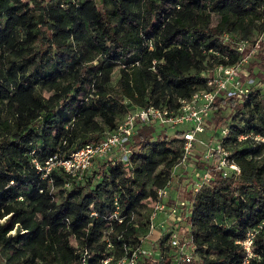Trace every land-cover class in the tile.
Returning a JSON list of instances; mask_svg holds the SVG:
<instances>
[{"label":"trees","instance_id":"16d2710c","mask_svg":"<svg viewBox=\"0 0 264 264\" xmlns=\"http://www.w3.org/2000/svg\"><path fill=\"white\" fill-rule=\"evenodd\" d=\"M263 31L264 0H0V218L11 214L0 222V264H79L86 251L97 264L122 256L126 241L139 244L150 232L151 200L184 155L188 127L170 134L176 126L138 123L126 142L129 161L109 154L82 178L47 161L102 141L136 107L177 111L208 87L218 64L249 54L238 51L240 41ZM248 66L250 92L217 98L210 117L231 128L222 141L241 174L212 171L199 191L187 184L180 196L193 203L181 231L194 238L192 264H242L238 241L259 224L249 264H264V142L238 138L264 136V45ZM187 168L193 182L208 164L201 153ZM113 210L124 222L110 227ZM161 237L153 248L172 264L170 236Z\"/></svg>","mask_w":264,"mask_h":264},{"label":"built area","instance_id":"2783aa9c","mask_svg":"<svg viewBox=\"0 0 264 264\" xmlns=\"http://www.w3.org/2000/svg\"><path fill=\"white\" fill-rule=\"evenodd\" d=\"M225 38H229V33L224 34ZM264 45V31L252 39L242 40L237 44L239 52L244 54L249 50L248 55H242L239 62L232 65L218 64L213 74L208 76L207 88L196 91L190 98L182 99L180 108L175 111L169 108L136 107L133 111L126 115L125 119L119 124L116 130L110 132L102 141L97 143H89L76 151H72L68 156L60 158L58 161L50 160L48 163L57 162L60 166L71 173L73 176L80 177L84 173H88L96 166L98 158H102L109 154H115L118 160L127 162L130 160L131 152L126 147V142L131 136L136 133L138 123L155 122L170 126L187 125L188 129L184 132V155L181 160L173 167L171 177L164 187L157 189L156 199L151 200V215H150V232H153L158 226L156 219L159 213H164L166 217L173 219V226L179 228L170 235L169 243L173 247V262L172 264H192L194 256L192 245L194 242L193 236L184 237L181 233L183 222L192 213V200L186 199L182 204L179 201L167 203L165 197L169 194V187L173 184V176L179 166L186 165L195 148V141L198 140V135L205 133L210 127L217 130V127L210 126V117L213 103L217 98L227 94L246 95L250 92V86L254 80L250 78V72L246 71L245 66L249 62V57L254 55ZM231 128L222 126L223 137L229 135ZM239 140L250 139L255 143L264 142V136L254 131L242 133ZM203 141V140H201ZM231 149L226 146L222 138L214 142L213 137L207 143L206 148L202 152V158L208 164V168L196 173L197 180L194 181L193 190L199 191L211 179L212 171H221L224 176H228L232 172L235 175L241 174L240 165L230 159ZM39 166V164H38ZM194 178V177H193ZM117 203V202H116ZM121 210H113L107 217L112 227L113 220H118L119 223L124 222V217H121ZM11 214L0 218V222H4ZM18 224L11 231L15 233ZM163 227L164 225L161 224ZM261 224L250 228L246 237L238 242L246 251V256L242 264H249L250 259L256 255L254 250L255 239L259 233ZM182 228V229H181ZM24 231V230H23ZM119 239L124 238L123 234L118 235ZM104 239L110 250L114 247V242L109 235L105 234ZM143 239L136 246H132L128 241L123 243L124 253L120 257H115L114 254L104 256L97 264H142L143 257H153L151 264H166V255L161 249L145 248ZM90 255L86 251L80 259L79 264H91L89 262Z\"/></svg>","mask_w":264,"mask_h":264},{"label":"rangeland","instance_id":"374dc122","mask_svg":"<svg viewBox=\"0 0 264 264\" xmlns=\"http://www.w3.org/2000/svg\"><path fill=\"white\" fill-rule=\"evenodd\" d=\"M216 18H217L216 14H211L209 16V23L214 24L216 22ZM97 65H98V62L94 61V62L89 63L88 66H90V68L93 70L94 68H96ZM245 69H246V71L250 72L248 64H246ZM119 76H120L119 67H116L114 72H113V75H112V84L113 85L117 84V80H118ZM42 93L44 96H49L52 92L48 91V90H43ZM125 117L123 118V120L125 119ZM210 126H213V128L216 127L215 124H213V123H211ZM164 127L166 128L168 126H164ZM186 127H187V125L168 127V131L170 134H173V132L176 131L177 129H184ZM212 137H213L214 142H216L218 140V138H220V139L223 138L222 125H220L216 131L214 129L208 127L205 133L198 135V140L195 141V148H194L193 153H192V155L189 158V161L187 163H192V164L195 163V158L203 152V150L207 146V143L210 141V138H212ZM201 140H203V141H201ZM47 166H48V169H50L52 167L54 168L55 166H60V165L57 162H51V163H48ZM96 167H98V163H97ZM161 169H162V166H159L158 172H160ZM200 171H202V170H200ZM87 174H89V173L82 174L80 176V178L85 177ZM190 175H191V173H189V170L187 169L186 165L179 166V168L177 169V171L175 173V176H173V184L169 187V194L165 197V201L167 203H169L171 200H174V201L180 200V202L178 204L183 205L184 204L183 201H185L186 199L189 200V198H184V197H180V196L182 195V192H183V190L187 184H188V189L192 190V187L194 185V181H196L198 179L196 174H195L193 176L194 177L193 182H190V178H188ZM44 176H46V174H44ZM51 190L56 192L58 197H60L62 195V192H63L61 187H56L54 185L51 186ZM143 210H151V208H149V209L146 208ZM139 218L143 220L142 216H140V217L137 216V219H139ZM156 223L158 224V226L155 228V230L153 232L143 233L141 235V237H144L143 238V240H144L143 244H144L145 248H148V249L153 248V242H155L159 237H161V236L165 237L168 234L170 236L174 233V231H178V229H179V228L174 227V226L169 228L173 223V219L171 217H166V215L164 213H159V215L156 219ZM183 223H185V225H188V223L185 221ZM161 224L164 226L162 227ZM168 238L165 241V245H167V243H168L167 242V240H169ZM71 243L75 246H78V242L74 238H71ZM134 244H135V242H134Z\"/></svg>","mask_w":264,"mask_h":264},{"label":"crops","instance_id":"0c3cea01","mask_svg":"<svg viewBox=\"0 0 264 264\" xmlns=\"http://www.w3.org/2000/svg\"><path fill=\"white\" fill-rule=\"evenodd\" d=\"M188 169V168H187Z\"/></svg>","mask_w":264,"mask_h":264}]
</instances>
